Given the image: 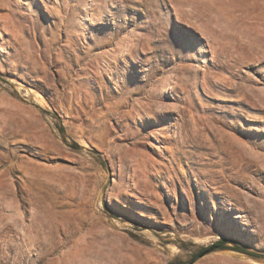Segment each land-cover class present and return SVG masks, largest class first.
Wrapping results in <instances>:
<instances>
[{
  "label": "rangeland",
  "instance_id": "rangeland-1",
  "mask_svg": "<svg viewBox=\"0 0 264 264\" xmlns=\"http://www.w3.org/2000/svg\"><path fill=\"white\" fill-rule=\"evenodd\" d=\"M220 239L264 255V0H0V264Z\"/></svg>",
  "mask_w": 264,
  "mask_h": 264
},
{
  "label": "trees",
  "instance_id": "trees-1",
  "mask_svg": "<svg viewBox=\"0 0 264 264\" xmlns=\"http://www.w3.org/2000/svg\"><path fill=\"white\" fill-rule=\"evenodd\" d=\"M61 129H62V132H65L64 126H62ZM104 166H105V164H104ZM221 249L236 250V251H239L242 253H246L255 259L264 258L263 254L248 249L246 246H244L243 244H241L238 241H235L232 239H220V240L214 242L213 244H211L209 246L200 248L197 252L192 254L191 258L187 261L182 260L179 257H175V258L169 260L167 264H193L199 257H201L207 253L217 251V250H221Z\"/></svg>",
  "mask_w": 264,
  "mask_h": 264
}]
</instances>
